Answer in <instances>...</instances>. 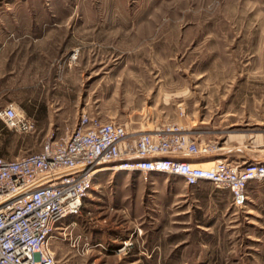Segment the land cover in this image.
Wrapping results in <instances>:
<instances>
[{
    "label": "rangeland",
    "instance_id": "obj_1",
    "mask_svg": "<svg viewBox=\"0 0 264 264\" xmlns=\"http://www.w3.org/2000/svg\"><path fill=\"white\" fill-rule=\"evenodd\" d=\"M8 105L32 130L0 119L7 160L85 111L130 133L176 126L212 147L199 161L264 163V0H0ZM247 195L236 209L208 182L100 175L50 244L57 264H264V179Z\"/></svg>",
    "mask_w": 264,
    "mask_h": 264
},
{
    "label": "built area",
    "instance_id": "obj_2",
    "mask_svg": "<svg viewBox=\"0 0 264 264\" xmlns=\"http://www.w3.org/2000/svg\"><path fill=\"white\" fill-rule=\"evenodd\" d=\"M10 129L29 132L32 123L13 105L0 111ZM178 127L130 133L126 126L102 122L82 111L66 137L47 139L40 152L14 160L0 157V264H57L50 240L66 217L79 216L100 175L138 174L180 178L188 187L208 182L227 190L242 209L250 183L264 179V163L214 160L199 167L194 157L211 154ZM117 253L131 246L121 242Z\"/></svg>",
    "mask_w": 264,
    "mask_h": 264
},
{
    "label": "bare ground",
    "instance_id": "obj_3",
    "mask_svg": "<svg viewBox=\"0 0 264 264\" xmlns=\"http://www.w3.org/2000/svg\"><path fill=\"white\" fill-rule=\"evenodd\" d=\"M216 160H220V159H216ZM212 161H214V160H211V162H205V163L197 164V166L206 167V166L210 165L212 163Z\"/></svg>",
    "mask_w": 264,
    "mask_h": 264
},
{
    "label": "crops",
    "instance_id": "obj_4",
    "mask_svg": "<svg viewBox=\"0 0 264 264\" xmlns=\"http://www.w3.org/2000/svg\"><path fill=\"white\" fill-rule=\"evenodd\" d=\"M203 158H205V157H194L192 160H194V161H199V160H201V159H203ZM218 159H219V158H218ZM206 161H211V160L200 161L199 163H205Z\"/></svg>",
    "mask_w": 264,
    "mask_h": 264
}]
</instances>
